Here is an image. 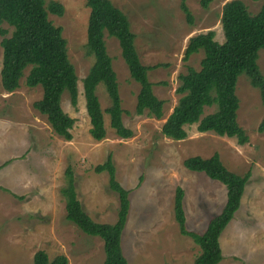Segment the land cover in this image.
Listing matches in <instances>:
<instances>
[{"label": "rangeland", "instance_id": "rangeland-1", "mask_svg": "<svg viewBox=\"0 0 264 264\" xmlns=\"http://www.w3.org/2000/svg\"><path fill=\"white\" fill-rule=\"evenodd\" d=\"M111 1L129 18L141 62L166 64L148 71L153 92L165 101L163 116L135 112L139 84L129 75L117 39L105 33L124 110L122 119L133 134L119 137L104 113L106 136L99 141L93 139L82 87V79L93 62L86 52L89 8L85 0H46V6L52 2L64 7L62 15L48 11V19L61 26L68 58L78 77L77 104L70 103L67 92L61 100L63 110L75 122L70 141L54 133L45 116L33 107L42 88L25 85L29 67L24 69L16 90H0V264H33V255L39 249L45 250L50 259L64 254L68 264H103V241L85 234L66 218L60 189L65 182L64 171L71 166L84 210L96 221L114 222L118 195L109 188L108 173L93 169L109 153L117 181L130 190L121 238L128 263L193 264L199 246L180 234L174 219V196L176 187H182L186 226L202 232L223 207L226 187L202 172L185 168L183 159L209 157L214 152L230 171L239 175L249 172L240 206L219 237L223 258L218 264H264V131L257 130L264 117L260 91L245 74L238 76L237 120L249 138L245 144H238L234 137L199 132L196 124L186 126L187 136L182 140L170 139L160 132L179 98L178 75L187 66L200 68L202 51L192 54L186 62L182 59L189 37L212 30L214 39L223 42L222 7L231 0H211L207 8L200 0H186L192 24L181 11L180 0ZM239 1L253 14L264 4V0ZM4 27L11 30L6 24ZM1 62L0 45V68ZM257 62L264 77V49L259 50ZM160 81L166 83L157 84ZM96 93L105 109L109 98L102 83L97 85ZM214 109L205 107L201 116Z\"/></svg>", "mask_w": 264, "mask_h": 264}, {"label": "trees", "instance_id": "trees-1", "mask_svg": "<svg viewBox=\"0 0 264 264\" xmlns=\"http://www.w3.org/2000/svg\"><path fill=\"white\" fill-rule=\"evenodd\" d=\"M46 0H0V45L2 62L0 68V90L12 92L19 87L24 69L29 67L25 85L42 88V95L33 102V107L44 115L54 133L70 141L75 118L62 108V94L67 92L70 103L78 101V77L67 54L66 40L61 26L48 19V11L62 15V4H45ZM211 0H200L207 8ZM89 8L86 28V52L93 62L82 79L85 109L89 117L91 137L97 141L106 136L104 113L109 116V126L121 138L132 136L133 131L125 126L124 112L119 95L117 75L112 66L104 40L105 33L117 39L122 58L130 77L139 84L135 112L149 116H163L164 100L153 92L154 83L148 79V71L166 64L144 65L135 46L136 35L128 16L111 0H85ZM179 7L189 24L193 16L186 0ZM221 23L223 42L214 39V32L198 33L189 37L183 60L199 51L203 52L200 68L186 67L178 75L177 103L161 125L160 132L173 140L186 138V126L196 124L199 132L211 131L220 136L234 137L238 144L249 138L237 120L239 99L236 83L240 74H245L250 84L260 91L264 101V77L258 65V53L264 49V4L253 14L239 0L226 2L222 7ZM4 24L11 27H4ZM102 83L109 98V105L102 109L96 87ZM160 81L157 84H165ZM215 109L203 115L205 107ZM264 131V117L257 126ZM220 155L214 152L209 157L199 155L183 159L185 168L202 172L226 187V200L219 213L213 215L202 232L188 230L182 206L183 188L176 187L173 212L180 234L190 237L199 246L193 264H218L222 258L219 237L238 210L249 172L236 174L223 164ZM264 158V154L262 155ZM1 167V166H0ZM94 171L108 173L109 188L119 198V208L114 222L94 220L84 210L76 191L74 172L71 166L64 171L65 182L60 189L65 203L66 218L82 232L98 236L103 241V264H129L125 257L121 238L129 210L130 190L122 186L115 177V166L109 153ZM33 264H68L64 254L49 258L43 249L33 255Z\"/></svg>", "mask_w": 264, "mask_h": 264}, {"label": "crops", "instance_id": "crops-1", "mask_svg": "<svg viewBox=\"0 0 264 264\" xmlns=\"http://www.w3.org/2000/svg\"><path fill=\"white\" fill-rule=\"evenodd\" d=\"M16 142H17V140H16ZM224 206V205H223ZM222 209V208H221ZM207 224V223H206ZM205 227H206V225H205Z\"/></svg>", "mask_w": 264, "mask_h": 264}]
</instances>
